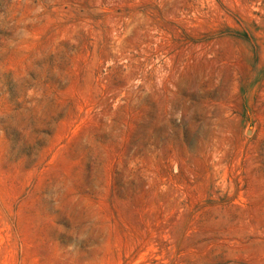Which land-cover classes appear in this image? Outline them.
Wrapping results in <instances>:
<instances>
[{"label": "rangeland", "instance_id": "obj_1", "mask_svg": "<svg viewBox=\"0 0 264 264\" xmlns=\"http://www.w3.org/2000/svg\"><path fill=\"white\" fill-rule=\"evenodd\" d=\"M0 264H264V0H0Z\"/></svg>", "mask_w": 264, "mask_h": 264}]
</instances>
